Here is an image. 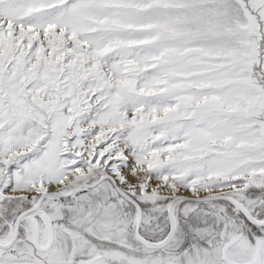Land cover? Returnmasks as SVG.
<instances>
[{
    "label": "snow or ice",
    "instance_id": "obj_1",
    "mask_svg": "<svg viewBox=\"0 0 264 264\" xmlns=\"http://www.w3.org/2000/svg\"><path fill=\"white\" fill-rule=\"evenodd\" d=\"M0 264H264V0H0Z\"/></svg>",
    "mask_w": 264,
    "mask_h": 264
}]
</instances>
